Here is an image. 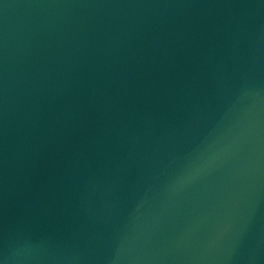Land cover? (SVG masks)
<instances>
[{"label":"water","instance_id":"obj_1","mask_svg":"<svg viewBox=\"0 0 264 264\" xmlns=\"http://www.w3.org/2000/svg\"><path fill=\"white\" fill-rule=\"evenodd\" d=\"M3 264H264V0H0Z\"/></svg>","mask_w":264,"mask_h":264},{"label":"clouds","instance_id":"obj_2","mask_svg":"<svg viewBox=\"0 0 264 264\" xmlns=\"http://www.w3.org/2000/svg\"><path fill=\"white\" fill-rule=\"evenodd\" d=\"M0 264H3V261H0Z\"/></svg>","mask_w":264,"mask_h":264}]
</instances>
